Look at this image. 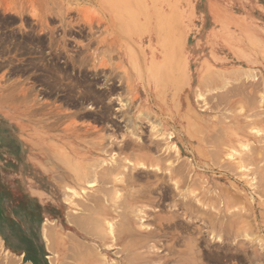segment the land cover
<instances>
[{
	"label": "rangeland",
	"instance_id": "rangeland-1",
	"mask_svg": "<svg viewBox=\"0 0 264 264\" xmlns=\"http://www.w3.org/2000/svg\"><path fill=\"white\" fill-rule=\"evenodd\" d=\"M123 4L0 0V264H264V0Z\"/></svg>",
	"mask_w": 264,
	"mask_h": 264
},
{
	"label": "bare ground",
	"instance_id": "bare-ground-1",
	"mask_svg": "<svg viewBox=\"0 0 264 264\" xmlns=\"http://www.w3.org/2000/svg\"><path fill=\"white\" fill-rule=\"evenodd\" d=\"M121 1L122 0H116V6L118 7H120V8H125V7H127L129 4H123V5H119V4H121ZM252 13V9L249 7V8H247L246 10H245V15H249V14H251ZM236 18H240L239 17V15H235V19H233L234 21H236V20H238V19H236ZM1 45V44H0ZM6 45V44H5ZM7 47L6 46H1V49H6ZM9 48V47H8ZM0 52H1V50H0ZM57 73V72H56ZM59 73V72H58ZM49 79L52 81H50L51 83H49L50 84V86L53 84L54 85V83H55V86L58 84L57 83V77H56V79H54L53 78V76H49ZM49 79H47V80H49ZM40 81V80H39ZM51 87H54V86H51ZM58 87V86H57ZM53 89V88H52ZM51 89V90H52ZM55 89V88H54ZM53 89V90H54ZM58 90H59V88H58ZM29 94H31V93H29ZM27 96V95H26ZM29 97V96H28ZM27 99V98H26ZM25 99V100H26ZM27 101V100H26ZM150 169V168H149ZM144 194V193H143ZM144 212V211H143ZM142 212V213H143ZM146 212V211H145ZM139 214H142L140 211L138 212ZM144 214V213H143ZM173 217H175L176 218V216L174 215ZM172 217V218H173ZM209 217V216H208ZM177 218H179L178 216H177ZM176 218V219H177ZM189 221V220H188ZM146 232H148V231H146ZM48 232H46V237L48 238V234H47ZM115 236V235H114ZM147 236V235H146ZM45 237V238H46ZM46 238V239H47ZM0 239H1V236H0ZM210 239H211V237H210ZM218 240V239H217ZM210 241V240H209ZM208 241V242H209ZM202 242V241H201ZM215 242H217V241H215ZM152 245V244H151ZM195 245H197V239H195V240H191L190 241V243H189V250L191 251V253L187 256V258H186V256L184 255V254H182V253H180L179 251H176L175 249L174 250H172L173 248L172 247H170V248H168V249H170V255H167V256H165V257H158V259L159 260H162L163 261V263L162 264H201V258H202V256L200 255V252L197 250V248H196V246ZM151 250V249H150ZM148 254V257H150V258H152V259H156L157 258V255H156V253L155 252H153V253H147ZM161 254V253H160ZM176 257V258H175ZM221 258H222V256H220ZM219 256H215V257H211V258H207L208 259V261L209 262H211V263H215V264H219L220 262H222V259L220 258ZM173 258V259H172ZM175 258V259H174ZM205 260V259H204ZM228 263V262H227ZM159 264V263H158Z\"/></svg>",
	"mask_w": 264,
	"mask_h": 264
}]
</instances>
